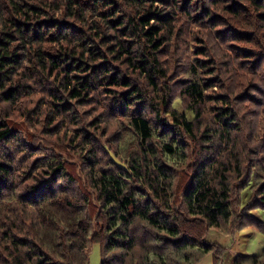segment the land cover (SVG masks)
Listing matches in <instances>:
<instances>
[{
  "label": "trees",
  "instance_id": "1",
  "mask_svg": "<svg viewBox=\"0 0 264 264\" xmlns=\"http://www.w3.org/2000/svg\"><path fill=\"white\" fill-rule=\"evenodd\" d=\"M239 1L264 13V0ZM221 2L0 0V264H88L93 243L100 264H196L210 252L219 264L205 233L232 229L230 176L242 175L251 137L231 97L218 91V59L200 39L191 41L193 54L176 83L166 59L188 47L190 27L222 31L217 10L244 25L241 11ZM38 91L43 97L30 107ZM252 104L264 114V100ZM95 105L103 111L78 120L77 108ZM104 117L121 119L136 145L130 155L107 146L126 170L98 143ZM17 119L49 139L45 156L19 142ZM68 124L77 134L67 141L73 152L58 140ZM189 146L207 165L193 172L189 187L185 182L179 203L173 167L190 162ZM70 153L79 166L64 157ZM252 187L264 204V177L251 175L244 194ZM258 225L264 237V223ZM232 264H264V246Z\"/></svg>",
  "mask_w": 264,
  "mask_h": 264
},
{
  "label": "rangeland",
  "instance_id": "2",
  "mask_svg": "<svg viewBox=\"0 0 264 264\" xmlns=\"http://www.w3.org/2000/svg\"><path fill=\"white\" fill-rule=\"evenodd\" d=\"M221 3L222 5L228 4L229 7L236 6L235 8L241 11L240 13L242 16L240 17L244 25H233L229 23L227 14L217 10L218 18L214 23H221L222 31H219L215 35L214 33H210L208 28L196 29V27H190V30L185 32V40L188 42V47L181 46L179 54H176L175 57H173V50L172 53L168 55L166 62H168L169 65L168 70L171 82H178L177 79L183 76L186 71L185 68L181 66L188 65V59H190L193 54L194 43L192 42L191 44V41L194 40V38L200 39L199 42L206 48L205 50L216 55L218 59V62L214 64V68L217 72L216 76L220 77L221 86L218 91L231 97L232 104L234 108L237 109L238 116L241 118L240 123H243V134L245 135V133H248L249 137H251L246 140L244 152L240 158L242 175H240L239 178L234 174L230 176V185H232V204L234 206L232 217L233 226L231 230L233 231L235 228L236 231L232 232L228 225L222 229V231H226L227 234L226 232H220L216 229H207L204 239V244L207 243L216 246L215 251L220 261L219 264H232V260L237 255H258L261 253L264 246V237L257 228L259 227L258 224L264 223V204H262L263 202H259L260 199H255V194L251 195V191L255 189L254 187L248 191L247 195L243 192L244 186L247 184V179H250L251 175L260 174V176L264 177V114L261 112L260 107L252 104V100L255 102H262L264 100V13H258V15H256L253 11L254 8L247 1L222 0ZM250 6L254 14L253 17H250L248 11ZM246 20H248L247 26L245 24ZM222 32H224V34ZM230 37H234L235 41H231ZM230 41L232 43L228 45ZM204 42H209V44L205 45ZM227 53L231 54L230 56L233 58H228L226 56ZM247 56L249 57V61L241 59ZM35 88L39 90L38 86ZM42 97V93L38 91L37 95L31 98L32 104L30 107L39 105V98ZM175 105L179 110L183 109L181 102H175ZM77 110H79L77 115L79 121L90 118L88 116L89 114L93 116L92 114H94V112L100 113L103 111L98 105L84 106L82 108H77ZM209 117V115L205 117L206 122H210L208 119ZM104 118L107 120L102 125L104 129L100 132L101 136H97L101 148H104V151L112 155L113 151H119V153H125L127 155L132 154V152L136 150V145L131 139L130 133L124 127V122L119 118ZM250 120H252V124H250ZM16 122L20 124L16 129L21 135L19 142L31 151L40 150L37 152V155L45 156L46 152L50 150L47 145L49 139L37 132V128H28V123L25 122L24 119H17ZM23 122L26 123V126L23 125ZM40 122L41 125L39 126L41 128L44 127L42 121ZM204 124L205 120L203 119L202 125ZM74 126L75 125L68 124L65 128L66 131H64L61 130L58 125L60 130L58 140L59 142L62 141L65 143V146H67L66 149L69 152H73L74 149L70 147L71 145L67 141L74 142L77 137ZM252 128H254L253 132ZM50 141L56 142V137H50ZM188 144L196 148L194 143L190 142V140ZM109 145L111 146L110 150L112 152L107 147ZM199 145L200 144L197 143L198 147ZM39 146H46V148L40 149ZM190 146V162L182 166L173 167L176 176L174 180V201L178 199L177 201H179V203L181 202V191L186 187L185 182L188 181L189 187L194 179L193 172L200 171L202 165H207V163H204V161L202 162L198 156H195ZM77 147L78 146H75L74 148ZM70 154H65L64 157L68 159L69 156H71L72 158L70 159L72 160L69 162L79 166L81 162L77 156L72 155V153ZM217 157L218 156H216L215 159ZM219 160L220 158L216 161ZM5 182L8 185L11 181ZM3 185L4 183L0 182V187H3ZM8 190L9 189H5V192L7 193ZM178 206L179 205H176V207ZM88 259V264H100V248L97 243H93L89 248ZM196 264H213V252L205 255L200 262Z\"/></svg>",
  "mask_w": 264,
  "mask_h": 264
},
{
  "label": "water",
  "instance_id": "3",
  "mask_svg": "<svg viewBox=\"0 0 264 264\" xmlns=\"http://www.w3.org/2000/svg\"><path fill=\"white\" fill-rule=\"evenodd\" d=\"M109 156H110L112 162L115 163V165H116L119 169L126 170V166H125L124 164L120 163V162L118 161V159H116V158L114 157V155H112V154L109 153Z\"/></svg>",
  "mask_w": 264,
  "mask_h": 264
},
{
  "label": "clouds",
  "instance_id": "4",
  "mask_svg": "<svg viewBox=\"0 0 264 264\" xmlns=\"http://www.w3.org/2000/svg\"><path fill=\"white\" fill-rule=\"evenodd\" d=\"M98 92H99V90H98ZM92 95L96 96L97 99H100L103 104H106L107 103V100H104L101 95H98L97 93H92Z\"/></svg>",
  "mask_w": 264,
  "mask_h": 264
},
{
  "label": "crops",
  "instance_id": "5",
  "mask_svg": "<svg viewBox=\"0 0 264 264\" xmlns=\"http://www.w3.org/2000/svg\"><path fill=\"white\" fill-rule=\"evenodd\" d=\"M200 262V261H199ZM213 264H214V262H213Z\"/></svg>",
  "mask_w": 264,
  "mask_h": 264
}]
</instances>
